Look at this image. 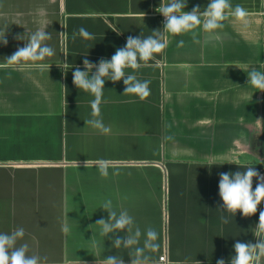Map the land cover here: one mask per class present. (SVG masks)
Segmentation results:
<instances>
[{
    "label": "crops",
    "instance_id": "obj_1",
    "mask_svg": "<svg viewBox=\"0 0 264 264\" xmlns=\"http://www.w3.org/2000/svg\"><path fill=\"white\" fill-rule=\"evenodd\" d=\"M208 3L187 0L184 11ZM231 3L248 10L247 26L230 18L211 38L200 32L199 44L190 34L167 35L168 46L148 66L126 70L151 81L146 100L123 95V80L105 81L101 116L112 131L103 135L85 124L94 97L73 84V72L84 70L85 55L92 63L110 60L128 36L162 30L161 0H0L8 40L0 44V63L24 46L16 36L42 22L55 49L45 61L50 70L0 69V232L23 227L19 243L46 256V264H103L110 255L130 264L127 251L96 225L108 218L100 207L111 200L142 232L157 230L155 264H228L237 241L257 243L264 202L249 217L218 209L220 173L254 166L264 174V92L247 76L264 72V0ZM80 27L95 39L73 41ZM99 159L111 162L107 178Z\"/></svg>",
    "mask_w": 264,
    "mask_h": 264
},
{
    "label": "clouds",
    "instance_id": "obj_2",
    "mask_svg": "<svg viewBox=\"0 0 264 264\" xmlns=\"http://www.w3.org/2000/svg\"><path fill=\"white\" fill-rule=\"evenodd\" d=\"M187 7V0H161L160 6L156 9L164 17L163 29L155 30L147 37L128 36L126 45L117 48L111 59L101 58L98 63H92L87 59L83 60V68H75L73 72V84L86 93L94 97L90 101L91 118L85 120L86 126L98 130L103 135L111 134V126L105 125L101 116L100 105L103 101L105 81L113 83L123 80L125 85L123 95L138 97L141 101L150 96L149 80H140L135 74H128L127 69L134 71L148 66V62L155 59V54L162 53L168 46L167 35L180 36L190 34L192 40L199 44L200 32L206 37H213L218 31L225 27L224 22L230 18L248 25L249 12L242 5L233 7L231 0H209L207 6L201 10L200 6H194L191 11H184ZM26 27L23 23H15ZM48 24L42 22L36 30L30 31L26 27V33L15 38L24 41L23 47L4 58L0 63V69H35L43 72L50 70L51 65L46 63V58L55 55V49L47 41L52 39L51 32L47 30ZM199 30V31H198ZM67 39L65 32L59 33ZM119 34V33H118ZM77 36L85 39H95L94 35L84 27L72 33V40ZM63 43V41H61ZM205 43L208 40L204 41ZM0 44L7 45L6 29L0 30ZM184 41L180 40L177 47H183ZM64 66L67 67L66 56ZM95 69V71H93ZM67 73H65L66 75ZM248 85L258 91L264 92V72L255 68L248 74ZM67 102V101H66ZM99 174L102 178L109 176L111 162L105 159L96 161ZM245 171L235 173H220L219 196L223 204L218 209L233 216L239 211L244 217H249L257 213L258 206L264 202V176L256 170L254 166H247ZM253 178L257 180V185L253 190ZM108 213V218H101L96 221L100 226L99 235L104 239L113 235L112 246L118 250H126L130 257V264H155V254L160 245L158 243L159 233L151 226L143 232L135 223L134 217L126 209L117 213L113 209L111 200H105L100 207ZM221 222L229 223V220L221 215ZM124 236L119 233L124 232ZM61 231L67 233L69 226L63 223ZM26 235L23 227H18L10 233L0 232V264H46L47 257L30 252V246L23 241ZM257 237H264V210L259 212V224L256 227ZM143 240L141 242V239ZM93 247L99 249L100 245L93 242ZM234 252L228 264H259L261 257H264V239L257 243L240 242L234 244ZM104 248V247H103ZM103 264H125L120 255H110L103 258ZM198 264L200 262L198 261ZM216 264H226L225 259L220 258Z\"/></svg>",
    "mask_w": 264,
    "mask_h": 264
},
{
    "label": "built area",
    "instance_id": "obj_3",
    "mask_svg": "<svg viewBox=\"0 0 264 264\" xmlns=\"http://www.w3.org/2000/svg\"><path fill=\"white\" fill-rule=\"evenodd\" d=\"M164 22V17L162 16V23ZM261 176H264V174H261ZM165 261V258L164 257H161L160 258V262H164Z\"/></svg>",
    "mask_w": 264,
    "mask_h": 264
},
{
    "label": "water",
    "instance_id": "obj_4",
    "mask_svg": "<svg viewBox=\"0 0 264 264\" xmlns=\"http://www.w3.org/2000/svg\"><path fill=\"white\" fill-rule=\"evenodd\" d=\"M260 239H263V237H258V240H257V242H258Z\"/></svg>",
    "mask_w": 264,
    "mask_h": 264
}]
</instances>
